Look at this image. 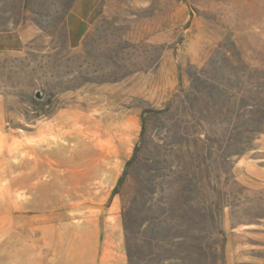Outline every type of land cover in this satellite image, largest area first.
I'll return each instance as SVG.
<instances>
[{
	"label": "rangeland",
	"instance_id": "1",
	"mask_svg": "<svg viewBox=\"0 0 264 264\" xmlns=\"http://www.w3.org/2000/svg\"><path fill=\"white\" fill-rule=\"evenodd\" d=\"M21 145L138 148L129 264H264V0H0V174Z\"/></svg>",
	"mask_w": 264,
	"mask_h": 264
},
{
	"label": "crops",
	"instance_id": "2",
	"mask_svg": "<svg viewBox=\"0 0 264 264\" xmlns=\"http://www.w3.org/2000/svg\"><path fill=\"white\" fill-rule=\"evenodd\" d=\"M40 131L35 133L43 132L55 143L53 124ZM110 151L55 145L5 148L0 264H129L114 195L123 165Z\"/></svg>",
	"mask_w": 264,
	"mask_h": 264
},
{
	"label": "trees",
	"instance_id": "3",
	"mask_svg": "<svg viewBox=\"0 0 264 264\" xmlns=\"http://www.w3.org/2000/svg\"><path fill=\"white\" fill-rule=\"evenodd\" d=\"M152 110H149V111H146L142 117V121H143V126L145 125V122H146V114L147 113H151ZM154 112V111H153ZM158 113H162V111H157ZM138 154V148H136L135 150V154H134V157L133 159H131L130 161L127 162L126 164V168H125V171L123 173V175L121 176V178L119 179L118 181V184H117V187L115 188V191H114V195H116L120 189V187L123 185L124 183V180H125V177L127 175V172H128V169L132 166L133 162H134V158L136 157V155Z\"/></svg>",
	"mask_w": 264,
	"mask_h": 264
}]
</instances>
